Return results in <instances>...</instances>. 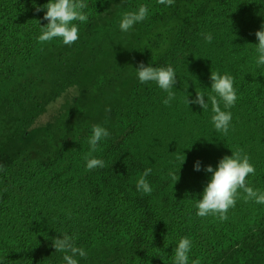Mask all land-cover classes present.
<instances>
[{"label":"trees","instance_id":"obj_1","mask_svg":"<svg viewBox=\"0 0 264 264\" xmlns=\"http://www.w3.org/2000/svg\"><path fill=\"white\" fill-rule=\"evenodd\" d=\"M84 2L88 20L74 22L82 28L100 22L101 14L114 3ZM47 3L0 0L2 129L4 123L14 121L17 112L13 100L7 99L11 79H24L31 64L53 67L62 59L53 50L44 51L61 42L59 38L38 41L41 27L47 24L43 19L46 9L36 12L35 7ZM135 3L147 5L155 15L165 12V5L157 0ZM190 4L169 46L152 64L174 68L176 98L170 106L164 105L167 93L154 82L137 93L126 131L117 139L109 136L100 141L102 151L92 153L104 160V168L85 169L92 127L77 134L69 146L63 142L49 156L37 157L31 152L39 150V143L31 150L21 149L19 155L4 157L0 153V264H55L59 257L53 259L52 248L44 247L64 234L81 237L76 246L86 243L95 250L123 239L132 254L115 259L114 264H173L178 241L187 237L192 241L189 264L194 260L206 264L207 253L219 254L230 242L237 244L264 221V204L242 198L225 221L198 217L194 207L211 177L203 169L211 165L215 170L219 160L237 147L255 167L248 185L264 191V66L256 65L254 46L258 43L255 32L264 24V0H190ZM202 33H211V43L205 42ZM211 71L234 78L237 101L228 109L232 120L227 136L214 130L210 102L207 111L183 102L187 94L194 99L196 91H203L207 101ZM41 74L37 83L52 72L42 69ZM25 128L22 135L27 137ZM182 155L185 161L180 166L178 157ZM197 160L200 171L194 170ZM146 168L152 169L146 177L153 188L150 195L136 189V180ZM169 172L179 175L175 184ZM261 234L264 237V229ZM246 247L241 255L260 256L254 247Z\"/></svg>","mask_w":264,"mask_h":264},{"label":"rangeland","instance_id":"obj_2","mask_svg":"<svg viewBox=\"0 0 264 264\" xmlns=\"http://www.w3.org/2000/svg\"><path fill=\"white\" fill-rule=\"evenodd\" d=\"M113 1L101 14L100 22L93 21L84 28L81 24L78 26L79 39L75 43L68 46L59 42L44 49L60 55L62 59L57 64L40 68L31 64L24 79H11L7 99L13 100L17 112L13 122L4 123V129L0 123L2 156L19 155L21 149L31 150L36 143L41 145L40 152L37 149L31 152L37 157L49 156L63 142H68L69 146L77 134H84L86 128L97 124L105 127L116 139L126 131L132 120L129 109L134 96L151 83L141 84L135 68L141 62L152 66L157 55L169 46L191 4L190 0H174L173 5L165 6L164 14L155 15L148 11L146 20L125 33L119 29V22L124 13L137 11L138 4H134V0ZM42 69L51 70L52 74L37 83L42 79ZM105 107H110L111 111L105 112ZM25 125L27 137L22 135ZM46 127L48 129H44ZM34 130L36 133L31 134L30 131ZM35 138L39 141L36 142ZM263 229L264 221L255 225L251 234L239 238L237 244L230 242L219 254L207 253L204 256L206 264H264ZM77 238L81 237H75L76 242L80 241ZM261 238L263 240H259ZM52 240L44 248H52L50 256L53 259L59 257L55 264H65L64 253L55 251ZM78 247L87 252L86 258L75 257L78 264H114L115 259L132 254L123 239L111 245L104 243L100 250L86 243ZM244 247H254L260 256L255 254L253 258H246L241 255Z\"/></svg>","mask_w":264,"mask_h":264},{"label":"clouds","instance_id":"obj_3","mask_svg":"<svg viewBox=\"0 0 264 264\" xmlns=\"http://www.w3.org/2000/svg\"><path fill=\"white\" fill-rule=\"evenodd\" d=\"M158 4L171 6L174 0H157ZM87 7L84 0H48V3L42 7H35L36 12L44 9L43 19L47 24L41 27V34L38 36L40 43L51 42L54 38H59L64 45H72L79 39V28L74 22H87L88 15L83 11ZM148 6L140 5L135 12H126L119 22V29L122 32H129L133 26L143 22L148 18ZM39 24V21H37ZM205 42L211 43V33H202ZM258 40L254 44L256 51L255 63L257 66H264V24L260 30L255 32ZM136 70V77L141 84L154 82L159 89L167 93V97L162 101L164 105L170 106L175 97L172 90L177 83L176 73L173 67H154L145 66L139 63ZM210 93L205 101L203 91H196L195 98L189 99L188 94L184 96L183 102L188 106L190 104L199 105L202 110L207 111L209 102L211 104V123L214 130L227 136L229 133L232 114L228 109L235 106L237 101L236 89L234 88V78L229 74H219L211 71L210 73ZM187 88V87H186ZM185 88V89H186ZM223 105V110L221 108ZM110 107H105V112H110ZM110 136L109 131L101 125H93L91 135L88 138L89 151L85 154L84 160L86 171L97 168H104L105 162L102 159L95 158L92 153L102 151L100 141ZM180 166L185 161V156L178 157ZM180 169V167H179ZM194 170L200 171V161L194 163ZM211 173L200 199L196 200L194 207L196 215L204 218L208 216L216 217L219 221L228 219L227 213L234 208L236 201L242 198L245 202L252 201L256 204H264V191L254 189L248 185V176L255 175V167L250 163V157L244 153L243 149L237 147L231 150L230 156L221 158L215 168L211 165L203 169ZM152 172L151 168H146L136 180V189L145 195H150L153 191L150 183L146 179ZM169 176L175 184L179 175L169 172ZM243 194V195H241ZM52 246L55 251L64 253L63 260L65 264H78L76 256L87 257V252L75 245V237L64 234L62 238L52 240ZM192 248V241L187 238H181L174 250L173 264H189L188 253ZM192 264H200L199 260H194Z\"/></svg>","mask_w":264,"mask_h":264}]
</instances>
